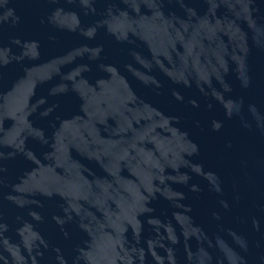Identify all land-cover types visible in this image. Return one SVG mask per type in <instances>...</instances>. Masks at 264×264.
Masks as SVG:
<instances>
[{
  "label": "water",
  "instance_id": "95a60500",
  "mask_svg": "<svg viewBox=\"0 0 264 264\" xmlns=\"http://www.w3.org/2000/svg\"><path fill=\"white\" fill-rule=\"evenodd\" d=\"M0 264H264V0H0Z\"/></svg>",
  "mask_w": 264,
  "mask_h": 264
}]
</instances>
